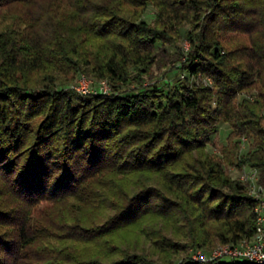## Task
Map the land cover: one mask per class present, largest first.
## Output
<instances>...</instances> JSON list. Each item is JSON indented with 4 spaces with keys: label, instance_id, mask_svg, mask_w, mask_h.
I'll list each match as a JSON object with an SVG mask.
<instances>
[{
    "label": "trees",
    "instance_id": "obj_1",
    "mask_svg": "<svg viewBox=\"0 0 264 264\" xmlns=\"http://www.w3.org/2000/svg\"><path fill=\"white\" fill-rule=\"evenodd\" d=\"M149 3L157 9L155 27L133 16ZM191 20L196 33L189 34L185 70L188 77L209 78L211 86L187 82L161 94L132 95L55 88L57 74L82 64L124 83L128 66L155 63V46L175 23ZM1 24L0 264H156L137 254L109 262L105 252L86 256L30 225L41 201L83 203L95 187L102 189L97 197L111 200L114 214L96 227L67 226L65 238L109 243L110 232L134 223L159 197L151 186L123 202L107 196V188L134 173L163 175L174 198L186 204L183 237L196 246L253 234L257 202L246 185L211 155L193 153L227 122L231 136L253 139L238 165L256 168L264 182V0H0ZM233 33L247 35L248 43L226 49L222 41ZM256 84L255 101L238 100ZM230 150L237 155L238 142Z\"/></svg>",
    "mask_w": 264,
    "mask_h": 264
},
{
    "label": "rangeland",
    "instance_id": "obj_2",
    "mask_svg": "<svg viewBox=\"0 0 264 264\" xmlns=\"http://www.w3.org/2000/svg\"><path fill=\"white\" fill-rule=\"evenodd\" d=\"M138 9L133 15L139 21L144 20L151 26L158 25L157 9L149 3L144 11ZM206 11V9H204ZM133 14V11H131ZM191 20L183 21L173 25L168 37L160 41L156 46L157 60L149 65H130L127 67V81L122 83L106 77H100L92 71V66L81 65L77 70L67 75L55 74L57 78L56 87L58 90L76 91L81 94L78 87L81 80L85 79L91 91L97 90L101 85L106 86L107 94L132 95L140 92L158 90L159 94L176 88L180 84L195 82L211 86L212 80L206 77H188L185 65L188 61L192 44L189 34L196 33V26ZM5 24L0 25V30ZM249 37L242 33L227 34L222 41L226 49L248 43ZM41 88V85H40ZM260 87H254L242 92L238 100L246 98L255 101L259 94ZM93 94V93H87ZM215 98L212 100L214 104ZM264 125V119H263ZM231 127L227 122L220 121L215 130L210 134L207 145L200 152H194V157L203 158V154H209L219 161L225 172L232 178L241 180L244 171H250L248 165L239 166L238 156L245 155L253 145V139L247 136L236 138L230 135ZM235 142H238L239 152L236 155L230 150ZM230 150V151H229ZM193 158V157H189ZM188 158V159H189ZM263 182V181H262ZM153 187L159 192V197H153L148 213L142 214L134 223L118 227L107 235L109 243L104 239L93 241H66L65 227L78 224L85 227H96L104 223L114 214L111 200L97 197L99 190L89 187L85 192L86 197L83 203L69 198L60 203L41 201L38 203L30 216L32 228L55 235L53 243L57 246L73 244L77 250L86 256H94L105 252V261H114L122 256L137 254L145 261L156 264H183L189 260L190 255L198 250L209 251L213 247L196 246L191 238H184V232L188 234V224L185 223L184 211L186 204L176 198L165 183L163 175L159 173H134L122 176L118 181V187L107 188L108 197L123 202V197L133 196L147 187ZM97 200H95V199ZM175 204V205H174ZM62 240L60 242L59 240ZM111 245L113 252L108 254L105 247ZM36 246V245H35ZM38 247V246H37ZM37 247H35L37 249ZM109 249V248H108ZM191 260V259H190ZM229 260V259H227ZM197 262V261H194Z\"/></svg>",
    "mask_w": 264,
    "mask_h": 264
},
{
    "label": "built area",
    "instance_id": "obj_3",
    "mask_svg": "<svg viewBox=\"0 0 264 264\" xmlns=\"http://www.w3.org/2000/svg\"><path fill=\"white\" fill-rule=\"evenodd\" d=\"M89 83L83 79L78 87L82 93L107 94L106 86L101 85L97 90L91 91ZM241 180L247 187L249 195L257 202L255 207L256 224L254 232L249 237H244L236 243H219L209 251L198 250L190 255L189 259L197 262L215 260L227 261L240 260L264 264V182L256 168L244 171Z\"/></svg>",
    "mask_w": 264,
    "mask_h": 264
}]
</instances>
